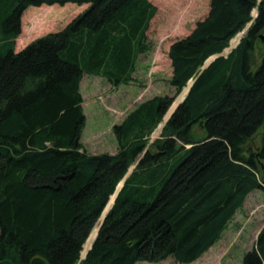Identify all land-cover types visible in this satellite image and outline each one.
<instances>
[{
  "label": "trees",
  "instance_id": "trees-1",
  "mask_svg": "<svg viewBox=\"0 0 264 264\" xmlns=\"http://www.w3.org/2000/svg\"><path fill=\"white\" fill-rule=\"evenodd\" d=\"M67 3L89 6L16 51L30 6L46 16ZM156 13L150 0H0V264H190L222 238L250 193L264 191V0H210L207 15L172 43L176 96L193 83L160 137L150 142L183 94L131 110L113 127L117 152L85 148L84 76L133 82L153 49ZM243 264H264V227Z\"/></svg>",
  "mask_w": 264,
  "mask_h": 264
},
{
  "label": "rangeland",
  "instance_id": "rangeland-1",
  "mask_svg": "<svg viewBox=\"0 0 264 264\" xmlns=\"http://www.w3.org/2000/svg\"><path fill=\"white\" fill-rule=\"evenodd\" d=\"M150 1L157 6V13L152 18L147 32L153 49L149 54L141 56L134 74V81L129 84L113 86L100 76L85 75L82 80L81 93L85 98L87 115L82 140L88 151L108 152L114 150L118 146V142L112 123L125 118L142 101L157 95L176 96L175 88L169 83L172 76V63L169 57L170 46L177 39L187 36L195 28L196 23L207 15L209 0ZM88 6L89 4L78 5L76 3H67L64 6L56 4V8L46 16H44L45 9L30 6L23 14L22 35L30 33L32 34L30 36L35 37V40L50 32L60 31ZM32 11L36 13L35 18L30 17ZM257 14L258 10L255 9L253 16L256 17ZM45 23H47V27L43 31L34 28ZM244 32L245 29L232 39L230 46L225 50L226 53L235 47ZM21 44L18 42L17 47H20ZM21 49H18V51H21ZM191 83H193V80H190L188 84L190 85ZM188 87L184 88L175 97L174 103L183 94L181 101L176 104L173 103L174 106L172 105L162 123L152 133L151 143L160 137L164 122L174 108L184 100L189 91ZM194 132L198 137L205 135L204 130L200 127H195ZM259 139L257 138V142H259ZM141 157L142 155L139 156V159ZM137 162L138 159L131 166L130 173L136 167ZM122 182L119 183L116 190L121 189ZM116 193L117 191L115 195H112L105 213L101 215L99 224L96 227V235L94 237L92 235L89 236L91 241L88 246H85L86 251L81 253V259L85 258L95 241L106 213L115 202ZM263 227L264 191L257 189L246 198L243 207L223 232L222 239L212 246L200 259L190 264H243L245 253L254 247L257 236ZM137 264L181 263L171 257L159 263L139 262Z\"/></svg>",
  "mask_w": 264,
  "mask_h": 264
},
{
  "label": "crops",
  "instance_id": "crops-1",
  "mask_svg": "<svg viewBox=\"0 0 264 264\" xmlns=\"http://www.w3.org/2000/svg\"><path fill=\"white\" fill-rule=\"evenodd\" d=\"M209 2H210V0H209ZM35 16H36L35 11H32L30 17H34V18H35ZM22 20H24V17H22ZM30 35H32V34L29 33V34H26V35H22V33H21V34L19 35V37L16 38V51H17V52H18V49H21V48L23 49V46H25L26 44L28 45L29 43H31V41L34 40L35 37H33V36L31 37ZM241 38H242V37H241ZM241 38H240V40H241ZM240 40L238 41V43L235 44V47H237V45L240 43ZM231 41H232V40H231ZM231 41H230V42H231ZM18 42L22 43V44L20 45V47H17ZM27 45H26V46H27ZM26 46H25V47H26ZM229 46H230V44H229ZM229 46H228V47H229ZM25 47H24V48H25ZM228 47H227V48H228ZM235 47H234V48H235ZM234 48H233V49H234ZM22 49H21V50H22ZM233 49H232V50H233ZM225 50H226V49H225ZM232 50H231V51H232ZM231 51H229L228 53H226L225 51H223L222 55L227 56ZM81 83H82V82H81ZM82 95H83V94H82ZM83 98H84V96H83ZM84 99H85V98H84ZM83 106H84V111H85V101H84V103H83ZM85 115H86V111H85ZM86 117H87V115H86ZM124 119H125V118H123V119H121V120H118V121H114V122L112 123V124H113L112 126L114 127V125H116V124H120ZM84 129H85V128H84ZM97 135H98V134H97ZM82 136H83V134H82ZM82 142H83V144H84V141H83V140H82ZM84 146H85V144H84ZM85 148L87 149L86 146H85ZM87 150H88V149H87ZM117 150H118V146H116V148H115L114 150H111V151H108V152H110V153H115V152H117ZM89 152H91V151H89ZM102 152H106V151H102ZM102 152H91V153H102ZM252 193H254V191H253ZM252 193H250V194L248 195V197H249ZM239 210H240V209H239ZM239 210H238V211H239ZM238 211H237V213H238ZM237 213H236V214H237ZM235 216H236V215H235ZM223 235H224V233H223ZM221 239H222V238H221ZM221 239H220V240H221Z\"/></svg>",
  "mask_w": 264,
  "mask_h": 264
},
{
  "label": "water",
  "instance_id": "water-1",
  "mask_svg": "<svg viewBox=\"0 0 264 264\" xmlns=\"http://www.w3.org/2000/svg\"><path fill=\"white\" fill-rule=\"evenodd\" d=\"M249 25H251V23L249 24ZM246 30H247V28L245 29V32H246ZM244 32V33H245ZM217 56L215 55V56H212V57H210L208 60H207V62H206V64H205V66H207L214 58H216ZM213 58V59H212ZM208 61H210V62H208ZM191 85H192V83L189 85V89H190V87H191ZM172 107V106H171ZM173 113V112H172ZM171 113V114H172ZM171 114H170V116H171ZM169 116V117H170ZM169 119V118H168ZM168 119L164 122V124H163V126L165 125V123L168 121ZM163 128V127H162ZM130 173V171L126 174V176L124 177V179L122 180L123 182H122V185H121V187L123 186V184H124V182H125V180H126V178L131 174H129ZM118 189V188H117ZM117 191V193H118V191L119 190H116ZM116 193V194H117ZM105 210V209H104ZM106 216H107V214L105 215V217H104V220H105V218H106ZM104 220H103V222H104ZM103 222H102V224H103ZM0 236H1V230H0ZM91 248V247H90ZM86 257V256H85Z\"/></svg>",
  "mask_w": 264,
  "mask_h": 264
},
{
  "label": "bare ground",
  "instance_id": "bare-ground-1",
  "mask_svg": "<svg viewBox=\"0 0 264 264\" xmlns=\"http://www.w3.org/2000/svg\"><path fill=\"white\" fill-rule=\"evenodd\" d=\"M241 37H242V36H241ZM187 94H188V93H187ZM183 101H184V100H183ZM183 101H182V102H183ZM179 104H180V103H179ZM179 104H178V105H179ZM178 105H177V106H178ZM177 106H176V107H177ZM176 107L174 108V110L176 109ZM171 108H172V107H171ZM171 108H170V109H171ZM174 110H173V111H174ZM169 111H170V110H169ZM173 111H172V112H173ZM172 112H171V113H172ZM168 113H169V112H168ZM171 113H170V114H171ZM169 116H170V115H169ZM167 118H169V117H167ZM122 187H123V186H122ZM122 187H121V188H122ZM120 190H121V189H120ZM120 190H119V191H120ZM119 191H118V193H119ZM118 193L116 194V196L118 195ZM113 195H115V193H114ZM111 197H112V196H111ZM111 197H110V199H111ZM115 200H116V198H115ZM109 201H110V200H109ZM108 203H109V202H108ZM114 203H115V202H114ZM107 207H108V204H107V206H106V208H105L103 214L105 213ZM109 210H110V209H109ZM109 210H108V212H109ZM108 212H107V213H108ZM107 213H106V214H107ZM103 214H102V215H103ZM95 228H96V227H95ZM95 228H94L93 230H95ZM100 228H101V227H100ZM99 230H100V229H99Z\"/></svg>",
  "mask_w": 264,
  "mask_h": 264
}]
</instances>
